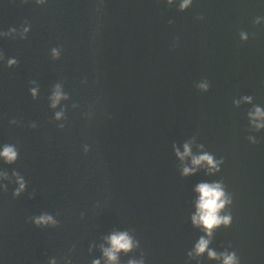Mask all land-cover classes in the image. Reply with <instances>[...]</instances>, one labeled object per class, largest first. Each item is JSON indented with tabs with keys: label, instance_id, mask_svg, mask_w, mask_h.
Segmentation results:
<instances>
[{
	"label": "water",
	"instance_id": "95a60500",
	"mask_svg": "<svg viewBox=\"0 0 264 264\" xmlns=\"http://www.w3.org/2000/svg\"><path fill=\"white\" fill-rule=\"evenodd\" d=\"M258 16L261 0H193L183 12L166 0H0V32L16 29L0 38V144L19 151L15 164L0 161L12 180L0 189L2 264H92L105 237L124 230L140 247L120 264H188L203 234L190 221L193 188L205 180H223L233 195L232 225L210 247L264 264V131L249 130L252 105L233 104L250 95L264 106ZM204 81L207 92L197 88ZM56 84L68 99L52 109ZM194 136L224 159L216 176H180L172 146ZM13 171L27 182L16 198ZM42 212L58 225L35 226Z\"/></svg>",
	"mask_w": 264,
	"mask_h": 264
},
{
	"label": "clouds",
	"instance_id": "9594fccd",
	"mask_svg": "<svg viewBox=\"0 0 264 264\" xmlns=\"http://www.w3.org/2000/svg\"><path fill=\"white\" fill-rule=\"evenodd\" d=\"M38 4L46 3V0H36ZM167 5H176L178 10L183 12L189 9L193 0H166ZM264 3V0H261ZM203 19V17H198ZM254 23L259 25L264 23V16H258ZM29 28L25 27L19 36L21 39H26ZM16 29H9L8 32H0V38L7 37L15 33ZM240 40L247 41L249 34L245 31L240 32ZM53 59H59L60 51L58 48L51 50ZM3 54L0 53V61H3ZM18 63L14 57L8 58L6 66L12 68ZM32 86L29 88L31 97L35 100L38 98L39 88L35 81H31ZM200 91L207 92L209 90V83L207 81L197 84ZM51 103L50 107L55 109L61 100H67L68 96L63 92L60 84H56L49 97ZM233 104L239 107L241 104H250L252 107L247 111V119L249 123V130L260 132L264 131V106L253 104V97L250 95L241 96L239 99L233 100ZM64 117V109L56 112L55 120H60ZM11 124H16V120L10 121ZM32 128L36 124H31ZM60 129L65 127L64 124L58 126ZM247 140L251 144H257L259 141L255 136H247ZM175 157L179 161V174L183 178L194 176L203 171L207 177L216 176L222 170L224 159L217 158L216 155L208 151L204 144H198L196 137H192L185 141L182 145L173 144L172 146ZM195 148V151L193 150ZM19 158V151L15 144H0V161L4 164H15ZM12 177L17 187L14 189L12 195L14 198L19 197L25 192L27 182L22 175L13 171ZM5 181L12 182L7 171L0 170V189L7 191ZM193 192L196 194L193 201L194 211L190 215V221L194 228L199 229L203 234L195 241L191 249L187 252L188 264L195 261V264H202L201 258L207 256L208 260L217 261L219 264H241L240 257L237 252L232 250H225L217 252L210 247L213 240L214 233L220 228H229L233 222V216L230 208L233 204V195L227 190L223 180H205L197 183ZM31 222L37 227H56L58 220L48 212H42L39 215L30 218ZM94 247V246H93ZM140 247V241L135 239L128 231H113L105 237L104 244L100 245L101 257L92 260V264H120V254H127L134 249ZM229 247H231L229 245ZM91 250V248H90ZM2 264V261H0ZM48 264H57L55 258H51ZM66 264H71L70 260L66 259ZM128 264H145L143 257L141 259H130Z\"/></svg>",
	"mask_w": 264,
	"mask_h": 264
}]
</instances>
